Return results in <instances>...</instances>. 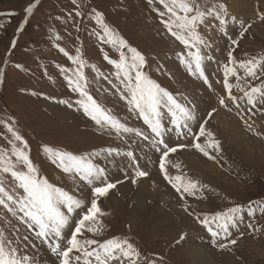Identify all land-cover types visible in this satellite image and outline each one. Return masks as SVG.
<instances>
[{
  "label": "rangeland",
  "instance_id": "374dc122",
  "mask_svg": "<svg viewBox=\"0 0 264 264\" xmlns=\"http://www.w3.org/2000/svg\"><path fill=\"white\" fill-rule=\"evenodd\" d=\"M29 2L0 0V12L14 10L19 13L14 18L0 17V25L4 26L0 28V73L4 76V83L0 85V121L15 118V127L29 142L31 158L51 183L87 197L90 189L85 187L82 193L76 192L71 176L51 162L43 151L44 146L84 154L117 146L123 151L128 150L129 145L116 134L99 129L82 111L58 102L64 99L74 102L79 97L68 87L61 71V68L74 69L76 66L59 51L57 45L71 55H75L77 48L81 49L87 61L84 71L89 91L99 103L121 119H126L129 126L142 130H147V126L134 113H129L126 101L102 76L97 75L99 70L118 84L114 76L116 69L104 59V55L119 59V53L115 47L102 43L93 34L94 30L100 31L94 21H89L87 16L83 19L68 16L69 12L75 11L72 0H40L16 49L12 50L10 57L6 55L18 24L25 15L23 8ZM226 2L230 13L246 21L255 20V23L243 38L238 35V24L229 25L231 34L239 40L238 47L230 45L218 31L212 33L215 44L210 54L215 59L207 65L206 72L214 89H209L201 79L190 75L179 61L177 54L184 50V46L166 31L147 0H90L92 5L105 13L107 22L118 30L119 35L145 55L148 61L145 71L152 79L196 105L198 123L192 125L193 132L198 134L199 123L207 120L205 127L214 133L221 148L208 147L209 156H205L190 147L194 142L191 134L187 138L173 136L174 144L184 143L189 147L179 149L170 159L182 163L185 176L197 178L207 185L203 193L184 199L164 179L158 168V155L142 139L134 138L130 145L141 158V166L146 167L150 175L136 184L124 176L128 164L126 159H105L101 156L97 162L107 169L109 179L123 182L101 200V207L106 213L102 218L105 225L103 232L99 236L86 232L88 238L101 241L113 237L128 238L149 261L163 256L165 264H206L198 257L192 259L197 247L202 248L215 264H264V215L257 212L256 218L250 221L255 225V231L247 227L249 220L246 217L239 231L232 230L237 244L221 249L210 242V234L190 214L211 216L236 204L264 202V138L247 130L234 105H230L232 110L229 111L218 102V97L224 94L218 81L222 79V64L227 59V49L235 47L234 55L241 61L252 56H264V22L257 19L258 13L264 11V0ZM155 7L163 10L158 3ZM57 34L59 40L56 39ZM17 63L22 67L16 68ZM93 64L96 69L91 67ZM32 92L38 95L33 96ZM253 119L257 128L264 129V116L257 115ZM224 122L228 127L223 125ZM5 137L11 138L4 124L0 123V147H10ZM206 139L200 137L199 142L205 143ZM169 171L172 175L180 174L174 167H169ZM131 174L128 170V175ZM0 177H3L2 173ZM186 204L190 205L189 211L185 210ZM3 213L0 208V218ZM12 222L16 223L15 220ZM20 230L25 232L22 226ZM40 259L41 264H50L51 258L44 248L40 249Z\"/></svg>",
  "mask_w": 264,
  "mask_h": 264
},
{
  "label": "snow or ice",
  "instance_id": "6c2138e0",
  "mask_svg": "<svg viewBox=\"0 0 264 264\" xmlns=\"http://www.w3.org/2000/svg\"><path fill=\"white\" fill-rule=\"evenodd\" d=\"M147 2L159 16L166 31L184 46V50L177 54L179 61L190 75L201 79L209 89H214L206 72L207 65L215 59L210 54L214 51L215 44L212 33L218 31L230 45L238 47L239 40L233 37L229 25L238 24V35L243 38L255 23V20L246 21L230 13L226 0ZM39 3L40 0H30L23 8L25 15L10 41L7 56L10 57L12 50L16 49L20 36L25 32ZM157 3L163 10L155 7ZM72 4L75 11L69 12L68 16L73 19L87 16L89 21H94L100 28V31L94 30L93 34L102 43L117 49L119 59H112L106 53L104 59L116 69L114 76L119 83H113L112 79L99 70L97 75L102 76L119 97L126 101L129 113L142 119L147 130L129 126L126 119H121L93 97L84 71L87 61L80 48L76 49L75 55H71L64 47L57 45L59 51L76 66L74 69L61 68V71L68 87L79 97L74 102L67 99L58 102L82 111L99 129L116 134L129 147L123 151L117 146L74 154L44 146L43 151L48 154L51 162L71 176L76 192L82 193L85 187L90 189V194L83 197L51 183L41 174L40 168L31 158L28 140L15 127L14 117H10L9 121H0L11 137H5L10 147H0V173L3 174L0 177V208L4 210L3 217L0 218V264H41V248L51 258L50 264H165L163 256L149 261L142 250L128 238L113 237L101 241L85 235L87 232L99 236L103 232L105 225L102 218L106 213L101 207V200L107 198L110 190L115 189L118 183L123 182L111 181L107 169L97 161L101 156L105 159L123 157L128 161L124 176L136 184L150 175L146 167L141 166V158L130 145L134 138H140L158 155V168L164 179L184 199L203 193L207 185L197 178L185 176L182 163L170 159L179 149L189 147L184 143L174 144L173 136L187 138L191 134L194 142L190 147L205 156H209L208 147L219 150L221 143L205 127L207 120L199 123L198 134L193 132L192 125L198 123L196 105L185 96L178 97L150 77L145 71L148 66L145 55L119 35L118 30L107 22L103 11L92 5L90 0L88 3L84 0H72ZM18 15L14 10L0 12V17L14 18ZM257 19L264 22V11L258 13ZM213 20L216 21L215 24L212 23ZM2 27L4 26L0 25ZM56 39H60L58 34ZM234 51L235 47L227 49V59L222 64V79L218 83L224 89V94L218 97V102L229 111L232 110L230 105H234L247 130L264 138V129L257 128L253 119L257 115L264 116V56H252L241 61L234 55ZM7 62L5 60L4 64L7 65ZM217 64L219 65V61ZM15 67L21 68L22 65L17 63ZM91 67L96 69L94 64ZM3 83L4 76L0 73V85ZM31 95L38 93L32 92ZM200 137L207 138L205 143L199 142ZM169 167L178 169L180 174L172 175ZM128 170L131 171V176L128 175ZM189 209L190 205L186 204L185 210ZM257 212L264 215V202L236 204L227 211L211 216H200L194 212L190 214L210 234V242L225 249L237 244L232 230L239 231L246 217L249 220L247 227L256 230L250 221L256 218ZM13 220L16 221L15 224ZM21 226L25 229L24 233H21ZM221 234L223 241L227 243L221 240Z\"/></svg>",
  "mask_w": 264,
  "mask_h": 264
},
{
  "label": "bare ground",
  "instance_id": "6f19581e",
  "mask_svg": "<svg viewBox=\"0 0 264 264\" xmlns=\"http://www.w3.org/2000/svg\"><path fill=\"white\" fill-rule=\"evenodd\" d=\"M223 125H225V122H224V124ZM225 126H227V125H225ZM228 127V126H227ZM234 133V132H233ZM236 135H238V134H236ZM233 140V139H232ZM234 143V142H233ZM257 143V142H256ZM184 155V154H183ZM187 157V156H186ZM188 159V158H187ZM189 160V159H188ZM163 196V195H162ZM165 198V197H164ZM197 247V246H196ZM190 251V250H189ZM190 254H192V253H190ZM195 254V256H194V258H192V259H195V258H199V260H203L206 264H215V262L213 261V259H211V257L209 256V255H207L204 251H203V249L202 248H200V247H197V251L194 253Z\"/></svg>",
  "mask_w": 264,
  "mask_h": 264
}]
</instances>
